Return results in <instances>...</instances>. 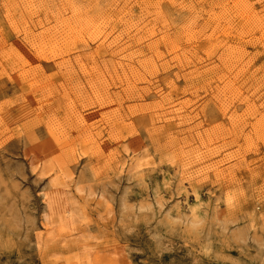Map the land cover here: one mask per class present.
Masks as SVG:
<instances>
[{
  "label": "rangeland",
  "instance_id": "1",
  "mask_svg": "<svg viewBox=\"0 0 264 264\" xmlns=\"http://www.w3.org/2000/svg\"><path fill=\"white\" fill-rule=\"evenodd\" d=\"M263 19L264 0H0V264H264ZM63 182L80 191L49 214Z\"/></svg>",
  "mask_w": 264,
  "mask_h": 264
},
{
  "label": "bare ground",
  "instance_id": "2",
  "mask_svg": "<svg viewBox=\"0 0 264 264\" xmlns=\"http://www.w3.org/2000/svg\"><path fill=\"white\" fill-rule=\"evenodd\" d=\"M217 1H218V0H217ZM219 1H220V0H219ZM228 1H229V0H228ZM231 2H233V1H231ZM236 2H237V1H236ZM223 3H224V2H223ZM220 4H221V3H220ZM236 4H237V3H236ZM240 4H242L241 1H240ZM247 4H248V3H247ZM222 5H224V4H222ZM233 5H235V4H233ZM252 5H253V4H252ZM228 6H229V5H228ZM228 6H227V7L225 6V7L228 8ZM246 6H248V5H246ZM246 6H245V7H246ZM218 7H219V6H218ZM240 7H242V6H240ZM243 7H244V6H243ZM226 8H225V9H226ZM230 8H231V7H230ZM238 8H239V6H238ZM246 8H247V7H246ZM211 9H212V8H211ZM234 9H235V8H234ZM240 9H241V8H239V10H240ZM249 9H250V7H249ZM236 10H237V9H236ZM231 11H232V9L230 10V12H231ZM234 11H235V10H234ZM234 11H233V12H234ZM242 11H243V9H242ZM245 11H246V10H245ZM250 11H251V10H250ZM210 12H211V11H210ZM210 12H209V13H210ZM219 12H220V11H219ZM225 12H226V11H225ZM211 13H212V12H211ZM214 13H215V12H214ZM217 13H218V12H217ZM236 13H237V12H236ZM238 13H239V11H238ZM240 13H241V12H240ZM243 13L245 14V12H243ZM248 13H249V12H248ZM254 13H256V12L254 11L253 14H254ZM221 14H222V13H221ZM233 14H234V13H233ZM223 15H224V14H223ZM223 15H222V17H223ZM236 15H237V14H236ZM251 15H252V12H251ZM183 16H184V15H183ZM185 16H186V15H185ZM187 16H188V15H187ZM213 16H214V15H213ZM216 16H217V15H216ZM242 16H243V15H242ZM246 16H247V14H246ZM261 16H262V15H261ZM261 16H260V17H261ZM193 17H194V16H193ZM193 17L191 16V18H193ZM219 17H220V15H219ZM222 17H221V18H222ZM234 17H235V16H234ZM254 17H255V16H254ZM254 17H253V18H254ZM182 18H183V17H182ZM189 18H190V17H189ZM194 18H196V17H194ZM198 18H199V17H198ZM214 18H215V17H214ZM214 18H213V19H214ZM242 18H243V17H242ZM246 18H247V17H246ZM249 18H250V17H249ZM255 18H258V14H257V16H256ZM207 19H208V18H207ZM239 19H241V18H239ZM258 19H260V18H258ZM261 19H262V18H261ZM191 20H192V19H191ZM198 20H199V19H198ZM205 20H206V19H205ZM217 20H218V19L215 18V19L213 20V22H216ZM219 20H220V19H219ZM219 20H218V21H219ZM222 20H223V19H222ZM235 20H236V19H235ZM247 20H248V19H247ZM247 20H246V21H247ZM255 20H256V19H255ZM238 21H239V20H238ZM238 21H237V22H238ZM246 21H245V22H246ZM252 21H254V20H252ZM258 21H259V20H258ZM263 21H264V19H263ZM189 22H190V19H189ZM195 22H196V19H195ZM207 22H208V21H207ZM219 22H220V21H219ZM219 22H218V23H219ZM192 23H193V22H192ZM204 23H205V22H204ZM218 23L215 24V26H214V27H215V28H214V33H216V34L219 33V25H218ZM230 23H231V22H230ZM246 23H247V22H246ZM251 23H253V22H251ZM254 23H255V22H254ZM254 23H253V24H254ZM182 24H184V23H182ZM185 24H186V22H185ZM247 24H248V23H247ZM249 24H250V23H249ZM257 24H259V22H257ZM257 24H254V25L257 26ZM263 24H264V23H263ZM192 25H193V24H192ZM205 25H206V24H205ZM205 25H204L203 28H205ZM223 25H224V24H223ZM231 25H232V24H231ZM243 25H244V24H243ZM260 25H262V24H260ZM182 26H183V25H182ZM193 26H194V25H193ZM193 26H192V27H193ZM206 26H208V24H207ZM210 26H211V25H210ZM210 26H209V27H210ZM249 26H252V25H249ZM263 26H264V25H263ZM263 26H262V27H263ZM187 27H188V26H187ZM189 27H190V26H189ZM209 27H208V29H209ZM225 27H226V26H225ZM231 27H232V26H231ZM239 27H240V26H239ZM257 27H259V26H257ZM260 27H261V26H260ZM262 27H261V28H262ZM182 28H183V27H182ZM184 28H186V27H184ZM206 28H207V27H206ZM235 28H236V27H235ZM237 28H238V27H237ZM212 29H213V28H212ZM220 29H221V28H220ZM241 29H242V28H241ZM251 29H252V28H251ZM251 29H250V30H251ZM262 29H263V28H262ZM179 30H180V29H179ZM181 30H182V29H181ZM198 30H199V29H198ZM198 30H197V31H198ZM200 30H201V29H200ZM206 30H207V29H206ZM206 30H205V31H206ZM228 30H229V29H228ZM246 30L248 31V28H247ZM259 30H260V29H259ZM186 31H187V30H186ZM193 31H195V30H193ZM221 31H223V30H221ZM221 31H220V32H221ZM257 31H258V30H257ZM261 31H262V30H261ZM180 32H181V31H180ZM180 32H179V33H180ZM183 32H184V31H183ZM199 32H200V31H199ZM199 32H197V33H198V36H199V34H200ZM201 32H202V31H201ZM191 33H192V29H191ZM194 33H196V32H194ZM214 33H211L210 36L207 37V38H208V40L206 41V43H207L206 45H208L207 47H209V46H211V47H216V45H218V43H217L216 45H215V43H213V42H215V41L217 42V40H219V37H218V36H217V38H214V37H215ZM221 33H222V32H221ZM241 33H242V32H241ZM183 34H184V33H183ZM188 34H189V33H188ZM222 34H223V33H222ZM237 34H238V33H237ZM263 34H264V33H263ZM185 35H186V33H185ZM189 35H191V34H189ZM206 35H207V34H206ZM238 35H239V34H238ZM198 36H197V38H198ZM200 36H201V35H200ZM200 36H199V37H200ZM194 37H195V34H194ZM260 37H261V36H260ZM181 38H182V37H181ZM189 38H190V37H189ZM205 38H206V37H205ZM262 38H263V37H262ZM202 39H203V38H202ZM187 40H189V39H187ZM172 41H173V40H172ZM172 41H171V42H172ZM184 41H185V40H184ZM219 41L222 43V40H221V39H220ZM219 41H218V42H219ZM225 41H226V40H225ZM173 42H174V41H173ZM174 43H175V42H174ZM190 43H191V42H190ZM224 43H226V42H224ZM257 43H258V42H257ZM172 44H173V43H172ZM203 44H204V43H203ZM173 46H174V45H173ZM175 46H176V45H175ZM179 46H180V45H179ZM220 46H221V44H220ZM228 46L230 47V45H228ZM202 47H203V46H202ZM211 47H210V48H211ZM233 47H234V46H233ZM236 47L239 48V46H236ZM177 48H178V46H177ZM238 48H237V49H238ZM172 49H173V48H172ZM197 49H198V48H197ZM217 49H218V48H217ZM224 49H227V47L224 48ZM224 49H223V51H226V50H224ZM232 49H233V48H232ZM241 49H242V48H241ZM7 50H8V49H7ZM176 50H177V49H176ZM183 50H184V49H183ZM210 50H211V49H210ZM228 50H229V49H228ZM228 50H227V51H228ZM230 50H231V49H230ZM230 50H229V52H230ZM239 50H240V49H239ZM221 51H222V50H221ZM227 51H226V53H227ZM241 51H242V50H241ZM184 52H185V51H183L182 53L184 54ZM187 52H188V51H187ZM189 52H190V51H189ZM191 52H192V51H191ZM206 52H207V50H206ZM236 52H237V51H236ZM244 52H245V51H244ZM8 53H9V52H8ZM231 53H233V52H231ZM246 53H247V52H245V54H246ZM5 54H7V53H5ZM189 54H191V53H189ZM227 54H229V53H227ZM236 54H237V53H236ZM247 54H248V53H247ZM210 55H211V54H210ZM218 55H219V54H218ZM220 55H221V52H220ZM223 55H225V53H223ZM223 55H222V56H223ZM84 56H85V55H84ZM173 56H175V55H173ZM181 56H182V55H181ZM231 56H232V55H231ZM239 56H240V55H239ZM177 57H178V56H177ZM177 57H175V58H177ZM186 57H187V56H186ZM217 57H218V56H217ZM217 57H216V58H217ZM226 57H227V55L225 56V58H226ZM233 57H234V56H233ZM244 57H245V56H244ZM251 57H252V56H251ZM251 57H250V58H251ZM173 58H174V57H173ZM184 58H185V57H184ZM188 58H189V57H188ZM229 58H230V56L227 57L226 59H229ZM231 58H232V57H231ZM182 59H183V58H182ZM201 59H202V58H201ZM221 59H222V57H221ZM232 59H233V58H232ZM236 59H237V58H236ZM239 59L241 60V58H239ZM243 59H244V58H243ZM248 59H249V58H248ZM176 60H177V59H176ZM179 60H180V59H179ZM186 60H187V58H186ZM197 60H198V59H197ZM199 60H200V59H199ZM223 60H224V59H223ZM237 60H238V59H237ZM184 61H185V60H184ZM190 61H192V60H190ZM190 61H189V62H190ZM203 61H204V60H203ZM203 61H202V62H203ZM213 61H214V60H213ZM225 61H226V60H225ZM229 61H230V60H229ZM247 61H248V60H247ZM230 62H231V61H230ZM190 63H192V62H190ZM223 63H224V62H223ZM227 63H228V62H227ZM234 63H236V62H234ZM247 63H248V62H247ZM186 64H187V63H186ZM231 64H233V63H231ZM178 65H179V64H178ZM180 65L182 66L183 64L180 63ZM188 65H189V64H188ZM194 65H195V64H194ZM223 65H224V64H223ZM233 65H234V64H233ZM237 65H238V63H237ZM245 65H248V64H245ZM250 65H251V63H250ZM181 66H180V67H181ZM190 66H192V65H190ZM229 66H230V65H229ZM231 66H232V65H231ZM234 66H235V65H234ZM241 66H242V65H241ZM200 67H201V66H200ZM211 67H212V66H211ZM216 67H217V65H216ZM232 67H233V66H232ZM235 67H237V66H235ZM207 68H208V67H207ZM209 68H210V66H209ZM224 68H225V66H224ZM229 68H230V67H229ZM183 69H184V68H183ZM183 69H182V70H183ZM194 69H195V68H194ZM194 69H192V70L194 71ZM225 69H226V68H225ZM230 69H231V68H230ZM230 69H229V70H230ZM243 69H244V68H243ZM245 69H247V68H245ZM245 69H244V70H245ZM260 69H261V68H260ZM229 70H228V72H229ZM237 70H238V69H237ZM241 70H242V68H241ZM241 70H240V71H241ZM193 71H192V72H193ZM195 71H197V70H195ZM206 71H207V70H206ZM206 71H205V72H206ZM232 71H233V70H232ZM238 71H239V70H238ZM245 71H246V70H245ZM190 72H191V71H190ZM235 72H236V71H235ZM263 72H264V71H263ZM156 73H157V72H156ZM196 73H197V72H196ZM199 73H200V72H199ZM242 73H243V72H242ZM242 73L239 72L240 75H242ZM150 74H151V73H150ZM190 74H191V73H190ZM197 74H198V73H197ZM235 74H236V73H235ZM237 74H238V72H237ZM239 74H238V75H239ZM255 74H256V73H255ZM192 75H193V74H192ZM192 75H191V76H192ZM217 75H218V74H217ZM224 75H225V74H224ZM189 76H190V75H189ZM197 76H198V75H197ZM230 76H231V75H230ZM232 76H233V75H232ZM236 77H237V75H236ZM234 78H235V77H234ZM234 78H233V79H234ZM236 79H237V78H236ZM260 79H261V78H260ZM184 80H185V79H184ZM220 80H221V79H220ZM227 80H228V79H227ZM235 81H236V80H235ZM221 82H222V81H221ZM165 83H166V82H165ZM225 83H227V82H225ZM230 83H231V82H230ZM256 83H257V82H256ZM166 84H167V83H166ZM228 84H229V82H228ZM228 84H225V85H222V86L225 87V88H227L228 86H230V84H229V85H228ZM169 85H170V84H169ZM227 85H228V86H227ZM232 85H233V84H232ZM255 85H256V84H255ZM167 86H168V85H167ZM170 86H171V85H170ZM222 86H221V88H223ZM235 86H236V85H235ZM230 87H233V86H230ZM258 87H259V86H258ZM261 87H262V86H261ZM217 88H218V86H217ZM233 88H234V87H233ZM235 88H236V87H235ZM231 89H232V88H231ZM219 90H220V89H219ZM223 90L226 91L227 89H224V88H223ZM228 90H230V89L228 88ZM255 90H256V89H255ZM169 91H170V90H169ZM195 91H196V89H195ZM205 92H206V91H205ZM220 92H221V91H220ZM237 92H238V91H237ZM193 93H194V92H193ZM234 93H235V92H234ZM205 94H206V93H205ZM216 94H217V93H216ZM216 94H215V96L218 97L219 94H218V95H216ZM222 94H224V93H222ZM222 94H221V95H222ZM225 94H227V93H225ZM236 94H238V93H236ZM241 94H242V92L239 93V95H241ZM252 94H253V93H252ZM193 95H194V94H192V96H193ZM212 95L214 96V94H212ZM228 95H230V94H228ZM194 96H196V95H194ZM194 96H193V97H194ZM222 96H223V95H222ZM234 96H235V95H234ZM237 96H238V95H237ZM251 96H252V95H251ZM220 97H221V96H220ZM220 97H219V98H220ZM224 97H225V95H224ZM229 97H231V96H229ZM229 97H228V100H229ZM235 97H236V96H235ZM201 98H202V97H201ZM213 98H214V97H213ZM243 98H244V97H243ZM214 99H215V98H214ZM216 99H217V98H216ZM220 99H221V98H220ZM223 99H224V98H223ZM226 99H227V97H226ZM231 99H234V98H231ZM235 99H236V98H235ZM236 100H237V99H236ZM246 100H247V99H246ZM249 100H250V99H249ZM171 101H172V100H171ZM196 101H198V100H196ZM196 101H194V102H196ZM224 101H225V100H224ZM233 101H234V100H233ZM234 102H235V101H234ZM241 102H242V100H241ZM227 103H229V102H227ZM150 104H152V102H151ZM154 104H155V103H154ZM156 104H157V103H156ZM219 104H220V103H219ZM222 104L225 105V102L222 103ZM232 104H233V103H232ZM246 104H247V103H246ZM152 105H153V104H152ZM185 105H186V103H185ZM188 105H189V103H188ZM227 105H228V104H227ZM227 105H226V106H227ZM229 105H230V104H229ZM215 106H216V105H215ZM250 106H252V105H250ZM261 106H262V105H261ZM261 106H260V108H261ZM216 107H217V106H216ZM220 107H221V106H220ZM230 107H232V106H230ZM247 107L249 108V104H248ZM253 107H254V106H252V108H253ZM248 108H247V109H248ZM250 108H251V107H250ZM255 108H256V107H255ZM244 109H245V108H244ZM218 110H219V109H218ZM226 110H227V109H226ZM245 110H246V109H245ZM250 110H251V109H250ZM254 110H255V109H254ZM254 110H253V111H254ZM132 111H134V110H132ZM138 111H139V110H138ZM191 111H192V110H191ZM227 111H228V110H227ZM247 111H249V109H248ZM247 111H246V112H247ZM251 111H252V110H251ZM256 111H257V110H256ZM244 113H245V112H244ZM247 113H248V112H247ZM249 113H251V112L249 111ZM263 113H264V112H263ZM135 114H136V113H135ZM171 114H172V113H171ZM224 114H226V111H225ZM231 114H232V113H231ZM259 114H260V113H259ZM133 115H134V114H133ZM232 115H233V114H232ZM241 115H242V114H241ZM247 115H248V114H247ZM249 115H250V114H249ZM252 115H253V113H252ZM252 115H251V116H252ZM256 115H257V113H256ZM263 115H264V114H263ZM229 116H230V114H229ZM237 116H238V115H237ZM239 116H240V115H239ZM239 116H238V118H239ZM261 116H262V115H261ZM189 117H190V116H189ZM241 117H242V116H241ZM241 117H240V119H242ZM245 117H246V116H245ZM255 117H256V116H255ZM227 118H229V117H227ZM231 118H232V117H231ZM231 118H230V119H231ZM251 118H252V117H251ZM259 118H260V117H259ZM243 119H244V118H243ZM261 119H262V118H261ZM182 120H183V119H182ZM190 120H191V119H190ZM234 120H235V119H234ZM236 120H238V119H236ZM229 121H230V120H229ZM232 121H233V120H232ZM242 121H243V120H242ZM242 121H241V122H242ZM185 122H186V121H185ZM187 122H189V121L187 120ZM237 122H239V121H237ZM253 122H254V121H253ZM262 122H263V119H262ZM171 123H172V122H171ZM182 123H183V122H182ZM229 123H230V122H229ZM257 123H258V122H257ZM166 124H167V123H166ZM233 124H235L234 121H233ZM245 124H246V123H245ZM245 124H244V125H245ZM250 124H251V123H250ZM259 124H260V123H259ZM263 124H264V123H263ZM167 125H168V124H167ZM172 125H173V123H172ZM198 125H200V124H198ZM219 125H220V124H219ZM236 125H237V124H236ZM252 125H253V124H252ZM254 125H255V124H254ZM231 126H232V125H231ZM234 126H235V125H234ZM257 126H258V125H256L255 128H257ZM259 126H260V125H259ZM168 127H169V126H168ZM172 127H173V126H172ZM201 127H202V126H201ZM245 127H246V126H245ZM245 127H244V128H245ZM263 127H264V126H263ZM224 128H225V127H224ZM244 128H242V129H244ZM258 128H259V127H258ZM52 129H53V128H52ZM209 129H210V128H209ZM211 129H212V130H211ZM211 129H210L211 132L214 131L213 128H211ZM217 129H219V128H217ZM217 129H216V131H218ZM221 129H222V128H221ZM227 129H228V127H227ZM232 129H233V128H232ZM190 130H191V129H190ZM207 130H208V129H206V131H207ZM253 130H254V128H253ZM255 130H256V129H255ZM255 130H254V131H255ZM221 131H222V130H220V133H222L223 135H225V134H227L230 130H229L227 133H225V134H224V132H221ZM225 131H226V129H225ZM240 131H241V130H240ZM257 131H258V130H257ZM261 131L264 132V129L261 130ZM188 132H189V131H188ZM211 132H210V133H211ZM218 132H219V131H218ZM255 132H256V131H255ZM55 133H56V132H55ZM190 133H191V131H190ZM202 133H203V132H202ZM205 133H206V132H205ZM205 133H204V134H205ZM214 133H215V131H214ZM256 133H258V132H256ZM56 134H57V133H56ZM215 134H216V133H215ZM241 134H242V133H241ZM241 134H240V135H241ZM190 135H191V134H190ZM207 135H209V134H207ZM216 135H217V134H216ZM218 135H219V134H218ZM231 135H232V134H231ZM260 135H261V134H260ZM210 136H211V135H210ZM210 136H209V137H210ZM229 136H230V135H229ZM189 137L192 138V136H189ZM204 137H205V136H204ZM206 137H207V136H206ZM206 137H205V138H206ZM209 137H208V138H209ZM226 137H227V136H226ZM256 137H257V136H256ZM136 138H137V137H136ZM210 138H213V137H210ZM210 138H209V140H210ZM214 138H215V136H214ZM218 138H219V137H218ZM218 138H217V139H218ZM222 138H224V137H222ZM243 138H244V137H243ZM193 139H194V138H193ZM206 139H207V138H206ZM260 139H261V138H260ZM214 140H216V139H214ZM256 140H257V138H256ZM198 141H199V140H198ZM206 141H207V140H206ZM210 141H212V140H210ZM229 141H230V140H229ZM246 141H247V140H246ZM257 141H258V140H257ZM261 141H262V140H261ZM194 142H195V141H194ZM201 142H202V141H201ZM215 142H217V141H215ZM195 143H196V142H195ZM208 143H209V142H208ZM252 143H253V142H252ZM202 144H203V142H202ZM249 144H250V142H249ZM164 145H166V144H164ZM169 145H170V144H169ZM185 145H186V144H185ZM185 145H184V146H185ZM246 145H247V144H246ZM252 145H254V143H253ZM187 146H188V145H187ZM202 146H203V145H202ZM205 146H206V145H205ZM250 146H251V145H250ZM165 147H166V146H165ZM223 147H224V146H223ZM253 147H254V146H253ZM256 147H257V146H256ZM258 147H259V146H258ZM206 148H207V147H206ZM212 148H213V147H212ZM225 148H226V147H225ZM229 148H230V147H229ZM124 149H125V148H124ZM191 149H192V148H191ZM210 149H211V148H210ZM213 149H214V148H213ZM217 149H218V148H217ZM237 149H238V148H237ZM247 149H248V148H247ZM183 150H184V149H183ZM183 150H182V152H185V151H183ZM110 151H111V150H110ZM136 151H137V150H136ZM192 151H193V150H192ZM196 151H197V150H196ZM221 151H222V150H221ZM221 151H220V152H221ZM223 151H224V150H223ZM234 151H235V150H234ZM69 152H70V151H69ZM111 152H112V151H111ZM114 152H116V150H115ZM114 152H113V153H114ZM126 152H127V151H126ZM132 152H133V151H132ZM139 152H140V151H139ZM178 152H179V151H178ZM178 152H177V154H178ZM201 152H202V151H201ZM211 152H212V150H211ZM211 152H208V154L211 153ZM217 152H218V151H217ZM140 153H141V152H140ZM140 153H139V154H140ZM206 153H207V152H206ZM206 153H205V154H206ZM232 153H233V152H232ZM236 153H237V152H236ZM110 154H111V153H110ZM179 154H180V153H179ZM181 154H182V153H181ZM187 154H188V153H187ZM197 154H198V153H197ZM205 154H204V155H205ZM208 154H207V155H208ZM212 154H213V153H212ZM218 154H219V153H218ZM239 154H240V153H239ZM107 155H108V153H107ZM118 155H120V154H118ZM195 155H196V154H195ZM202 155H203V154H202ZM202 155H199V156L202 157ZM207 155H206V156H207ZM242 155H243V154H242ZM192 156H193V155H192ZM213 156H214V155H213ZM216 156H217V155H216ZM230 156H231V155H230ZM235 156H237V155H235ZM109 157H111V156H109ZM114 157H115V156H114ZM238 157H240V156H238ZM187 158H188V157H187ZM189 158H191V157H189ZM204 158H205V156H204ZM231 158H232V157H231ZM231 158H230V159H231ZM72 159H73V158H72ZM129 159H130V158H129ZM138 159H139V158H138L137 154L134 153V154L132 155L131 159H130V165H131V166L128 165V167H125V169L127 168V170H126L127 173L133 170L134 166H135V165L137 164V162H138ZM185 159H186V158H185ZM192 159H196V158H192ZM198 159L201 160V158H199V157H198L196 160H198ZM209 159H210V158H209ZM235 159H236V158H235ZM238 159H239V158H238ZM107 160H108V159H107ZM116 160H117V159H116ZM203 160L205 161V159H203ZM206 160H207V159H206ZM221 160H222V158H221ZM232 160H233V159H232ZM244 160H245V159H244ZM112 161H113V158H112ZM152 161H153V160H152ZM188 161H189V160H188ZM223 161H224V160H223ZM223 161H222V162H223ZM225 161H226V160H225ZM140 162H141V161H140ZM153 162H154V161H153ZM201 162H202V161H201ZM220 162H221V161H220ZM154 163H155V162H154ZM190 163H191V162H190ZM197 163H198V162H197ZM197 163H196V164H197ZM225 163H226V162H225ZM139 164H140V163H139ZM172 164H173V163H172ZM218 164H219V163H218ZM232 164H233V163H232ZM234 164H235V163H234ZM243 164H244V163H243ZM150 165H151V163H150ZM186 165H187V164H186ZM206 165H207V164H206ZM220 165H221V164H220ZM122 166L124 167L125 164H122ZM143 166H144L143 163H141V167H142V168H143ZM155 166H156V165H155ZM233 166H234V165H233ZM248 166H249V165H248ZM248 166H247V167H248ZM146 167H147V166H146ZM151 167H153V166H151ZM180 167H183V166H180ZM202 167H203V166H202ZM144 168H145V166H144ZM185 168H186V167H185ZM208 168H209V166H208ZM228 168H229V166H228ZM231 168H232V167H231ZM81 169H82V168H81ZM180 169H181V168H180ZM232 169H233V168H232ZM237 169H238V168H237ZM248 169H249V168H248ZM78 170H79V169H78ZM123 170H124V169H123ZM204 170H205V169H204ZM230 170H231V169H230ZM53 171H54V170H53ZM126 171H124V172H126ZM206 171H207V170H206ZM209 171H210V170H209ZM216 171H217V170H216ZM216 171H215V172H216ZM49 172H51V171H48V174H47V175H49ZM79 172H81V171H78V173H79ZM181 172H182V171H181ZM181 172H180V173H181ZM198 172H199V171H198ZM55 173H56V171H55ZM93 173H94V172H93ZM177 173H178V170H177ZM177 173H176V174H177ZM201 173H202V172H201ZM220 173H221V172H220ZM187 174H188V173H187ZM214 174H215V173H214ZM189 175H190V174H189ZM189 175H188V176H189ZM51 176H53V175H51ZM201 176H202V175H201ZM213 176H214V175H213ZM49 177H50V175H49ZM71 177H72V176H71ZM71 177H70V178H71ZM78 177H79V175H78ZM194 177H195V176H194ZM203 177H204V176H203ZM215 177H216V175L214 176V178H215ZM220 177H221V176H220ZM189 178H190V177H189ZM201 178H202V177H201ZM201 178H200V179H201ZM216 178H217V177H216ZM216 178H215V179H216ZM218 178H219V177H218ZM48 179H49V178H48ZM64 179H65V178H64ZM71 179H72V178H71ZM203 179H204V178H203ZM203 179H202V180H203ZM74 180H75V179H74ZM198 180H199V178H198ZM230 180H231V179H230ZM217 181H218V180H217ZM77 182H78V180H77ZM77 185H78V183H77ZM77 185H76V183H72V184H71V183H69V182H63V184H61V185L59 186V187H60V193H59V194L57 193L58 196H59V197H58V200H57V199H54V196H55V195H54V196H53V195L51 196L49 193H45V194H44V201H45L46 208H47V210L49 211V214H52V213L55 212V210L57 209V208L55 209V204H56V202H58V201H60V200L63 199V200H65V202L62 200V201H63L62 203H65L64 205H66V202L68 201V198H69V197H73V196H72L73 193H75V192H79V191H80L79 188L77 187ZM174 188H175V187H174ZM58 190H59V189H58ZM227 190H228V189H227ZM54 192H56V191H54ZM58 192H59V191H58ZM175 192H176V191H175ZM53 194H54V193H53ZM76 195H78V194H76ZM79 195H80V194H79ZM175 198H176V196H175ZM177 198H178V197H177ZM59 199H60V200H59ZM70 199H71V201H72V198H70ZM55 200H57V201H55ZM228 200H229V199H228ZM75 201H76V200H75ZM75 201H73L72 203H74ZM168 202H169V201H168ZM229 202H230V201H229ZM60 203H61V201H60ZM67 204H69V203L67 202ZM57 205H59V204H57ZM57 205H56V207H57ZM62 205H63V204H61V206H62ZM73 205H74V204H73ZM77 205H78V204H77ZM67 206H68V205H67ZM69 206H70V205H69ZM58 207H59V206H58ZM168 207H169V205H168ZM53 208H54V209H53ZM61 208H62V207H61ZM65 208H66V207H64V209H65ZM69 208H70V207H68V209H69ZM62 209H63V208H62ZM64 209H63V210H64ZM63 210H62V211H63ZM73 210H74V209H73ZM66 212H67V215H69V216H67V219H71V220H72V218H74V217H73V215H71L70 213L73 212V211H72V210H69V211L66 210ZM61 214H63V212H62ZM49 216H50V215H49ZM65 216H66V215H65ZM58 217H59V216H58ZM57 219H58V218H57ZM64 219H65V218H64ZM174 219H175V218H174ZM187 219H189V218H187ZM188 221H189V220H188ZM65 222H68V220H66ZM65 222H64V224H66ZM199 222H200V221H199ZM221 222H222V221H221ZM191 223H192V222H191ZM194 223H198V222H194ZM194 223H193V224H194ZM69 224H70V223H69ZM73 224H74V223H73ZM47 225H49V224H47ZM53 225H54V223H53ZM53 225H52V226L50 225L51 227L49 228V230H47V231H48L47 234H51V237H50L49 241H50V240L52 241L53 239H55V238H52V237H53V236H52V235H53L52 232H54V231H53V229H54V226H53ZM62 225H63V223H62ZM46 227H47V226H46ZM46 227H45V228H46ZM58 227H59V226H58ZM55 229H56V228H55ZM57 230H58V231H57L58 238H56V239H57L58 243H61L62 245H60V246H62V247H63V245L66 246L67 243H68V240H70V239H68V237L70 238V234L73 232V230H72V229H69V227H67L66 225L61 226V227H60L59 229H57ZM55 233H56V232H55ZM74 233H76V232H74ZM47 234H46V233H42L40 236H43V237H44V235H47ZM76 234H77V233H76ZM36 237H37V236H36ZM43 237H42V238H43ZM47 237H49V236H47ZM73 237H74V236H73ZM78 237H79V236H78ZM38 238H40V237H38ZM75 238H76V236H75ZM76 239L78 240V238H76ZM79 239H80V238H79ZM38 240H39V239H38ZM41 240H42V239H41ZM49 241H48V242H49ZM70 241H71V240H70ZM72 241H73V240H72ZM53 242H54V241H53ZM78 242H80V240H79ZM81 242H83V240H82ZM81 242H80V243H81ZM40 244H41V243H40ZM35 245H36V244H35ZM45 245H46V240H45V241H42V246H45ZM63 248H64V247H63ZM42 249H43V248H42ZM89 250H90V249H89ZM80 251H81V250H80ZM78 252H79V251H78ZM83 252H84V251H83ZM87 252H88V249H87ZM89 252H91V251H89ZM89 252H88V254H89ZM118 252H119V251H118ZM116 253H117V252H116ZM116 253H115V254H116ZM90 254H91V253H90ZM118 254L120 255V253H117V255H118ZM50 255H51V254H50ZM56 255H57V254H56ZM121 255H122V253H121ZM48 257H49V256H48ZM90 257H91V255H90ZM113 257H114V256H113ZM119 257H120V256H119ZM115 258H116V257H115ZM115 258H114V259H115ZM90 259H91V258H90ZM117 259H118V258H117ZM119 260H120V259H119ZM83 262H84V261H83Z\"/></svg>",
  "mask_w": 264,
  "mask_h": 264
}]
</instances>
